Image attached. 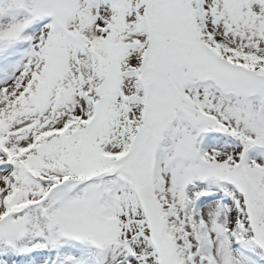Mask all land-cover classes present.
Returning <instances> with one entry per match:
<instances>
[{
  "label": "snow or ice",
  "instance_id": "snow-or-ice-1",
  "mask_svg": "<svg viewBox=\"0 0 264 264\" xmlns=\"http://www.w3.org/2000/svg\"><path fill=\"white\" fill-rule=\"evenodd\" d=\"M0 264H264V0H0Z\"/></svg>",
  "mask_w": 264,
  "mask_h": 264
}]
</instances>
